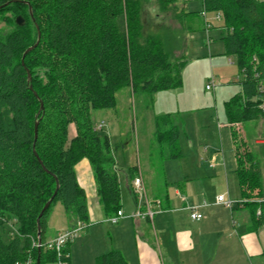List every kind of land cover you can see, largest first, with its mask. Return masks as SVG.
I'll list each match as a JSON object with an SVG mask.
<instances>
[{"label": "trees", "instance_id": "1", "mask_svg": "<svg viewBox=\"0 0 264 264\" xmlns=\"http://www.w3.org/2000/svg\"><path fill=\"white\" fill-rule=\"evenodd\" d=\"M176 1L159 0L163 6ZM1 5L10 30L0 33V264L28 258L35 264L38 255L39 264H53L55 251L43 246L53 204L58 200L79 221H88L76 163L84 158L90 163L104 215L121 209L110 142L94 127L91 111L113 108L122 87L151 100L157 91L179 88L185 60L174 68L164 40L144 36L137 0H0ZM202 5L206 13L221 15L224 54L235 58L242 76L241 92L223 103L227 123L233 128L264 117V0H202ZM35 24L40 39L22 64L24 52L37 40ZM70 124L75 128L71 138ZM155 125L159 145L172 150L170 157L180 156L178 130L168 115L156 117ZM236 132L232 129L238 185L244 201L254 206V225L264 226V214L257 217L255 209L264 182ZM55 178L59 187L39 218L42 246L36 247V220L56 189ZM95 264L127 262L120 251L111 250L96 257Z\"/></svg>", "mask_w": 264, "mask_h": 264}, {"label": "rangeland", "instance_id": "2", "mask_svg": "<svg viewBox=\"0 0 264 264\" xmlns=\"http://www.w3.org/2000/svg\"><path fill=\"white\" fill-rule=\"evenodd\" d=\"M137 2L144 36L153 34L164 40L171 52L169 62L174 68L184 60L185 63L179 88L157 91L152 101L148 94L122 87L115 94L113 108L91 111L94 127L99 134H106L110 142L119 180L121 210L125 215H131L139 208L142 193L133 189L134 177L141 179L148 200L155 201L156 197L172 195L176 189H186L188 184L198 186L201 183L203 190L199 195L205 200L200 203L210 202L211 198L215 201L216 196L226 195L223 161L227 171L232 172L229 186L237 191V176L233 172L235 158L230 150L232 141L223 102L241 92L242 77L235 58L224 54L222 20L216 13L207 12V25L200 16L202 0H189L186 10L191 14L177 1L168 6L161 5L159 0ZM5 15L7 13L0 14V33L10 30V26L2 21ZM207 85L209 89H205ZM261 85L264 90V81ZM164 114L178 130L175 147L181 153L178 157H170L172 150L166 144L159 145L155 137V118ZM100 122H103L102 127L97 126ZM74 130L70 124L69 138ZM261 159L263 162L264 146ZM209 164L216 168L210 170ZM180 199L185 198L180 194ZM65 211L57 200L47 220L56 226ZM100 224L113 225L109 222ZM86 226L91 223L87 221ZM53 228L50 226V233ZM7 233L6 229L4 239H7Z\"/></svg>", "mask_w": 264, "mask_h": 264}, {"label": "crops", "instance_id": "3", "mask_svg": "<svg viewBox=\"0 0 264 264\" xmlns=\"http://www.w3.org/2000/svg\"><path fill=\"white\" fill-rule=\"evenodd\" d=\"M177 3L186 10L190 2L177 0ZM228 63L231 64V61L228 60ZM239 76L242 77L240 73ZM261 89L264 91L262 85ZM244 123L231 128L226 120L232 141L230 150L234 156L232 129L237 133L238 127L243 137L239 140L246 144L264 182V161L261 159L264 144L259 143L264 137V117ZM80 162L75 164L74 170L77 182L85 192L88 222L91 226H86L68 246L69 264H95L96 257L111 250L120 251L127 264H264V226L254 225V206L244 201L238 177L237 191L230 188L228 179L232 172L227 171L224 161L225 197L233 199L231 208L216 203V197L215 201L211 198L210 202L206 200L202 205L200 202L205 199L199 193L203 190V184L193 186L192 183L182 191L176 189L172 195L156 197L155 201H159L162 210L155 212L151 219L125 217L121 219L123 222L120 220L113 225L100 224L107 221L103 207L98 202L92 169L87 159ZM208 168L213 171L216 167L209 164ZM235 168L236 162L234 174ZM179 193L185 198L183 201ZM262 194L256 200L264 198V185ZM188 205L198 206L203 214L202 219L192 220L186 208ZM259 206L257 204L255 209ZM52 221L55 223L54 217ZM77 221L67 211L56 226L47 220L46 241ZM50 226L54 227L51 233Z\"/></svg>", "mask_w": 264, "mask_h": 264}, {"label": "built area", "instance_id": "4", "mask_svg": "<svg viewBox=\"0 0 264 264\" xmlns=\"http://www.w3.org/2000/svg\"><path fill=\"white\" fill-rule=\"evenodd\" d=\"M201 16L204 18L206 17V12L202 11ZM217 18L221 19V15L217 14ZM206 24L208 22L205 20ZM206 88H209L206 86ZM260 109L264 111V104L260 105ZM103 122H100L97 126L102 127ZM259 143L264 144V138L259 140ZM133 189L136 192L142 193V199L139 202V208L136 212L132 213L131 215H125L121 209H119L114 215L106 217V221L111 224L118 223L121 219L128 217L132 219H151L156 210L161 211L159 201L148 200L145 191L143 188L142 181L139 177H134L133 179ZM261 205L256 209V216L259 217L264 214V198L261 199ZM216 203L222 204L227 208H231L233 202L226 198L225 195H218L216 196ZM189 211V216L192 220L199 221L202 219L203 214L198 210V206H186ZM87 222L77 221L73 226L57 233L53 238L45 241L43 246L46 249L53 250L56 253L57 261L55 264H69L68 263V246L72 243L79 234L83 231L86 227ZM33 245L36 247L42 246L41 242L39 243L38 240L33 242ZM65 255V256H64ZM16 264H32V259L28 258L25 261L17 262Z\"/></svg>", "mask_w": 264, "mask_h": 264}, {"label": "water", "instance_id": "5", "mask_svg": "<svg viewBox=\"0 0 264 264\" xmlns=\"http://www.w3.org/2000/svg\"><path fill=\"white\" fill-rule=\"evenodd\" d=\"M7 4H8V2L5 3V5H7ZM3 6H4V5H1L0 8H2ZM29 13H30V15L32 16V12H31V8H30V6H29ZM17 22L19 23V18H17ZM35 27H36V30H37V40H36V42L34 43V45H32V46H30L29 48H27L26 51L24 52V55H23V57H22V64H23V58H24L25 54H26L27 52H29L31 49H33V48L37 45V43H38V41H39V39H40V35H41V34H40V30H39V28H38V25L35 24ZM26 72H27V80H28V82H30V79H31L30 72H29L28 70H26ZM29 88L32 89L31 85H29ZM34 94L36 95L35 92H34ZM36 96H37V95H36ZM40 108L42 109V103H41V101H40ZM37 125H38V122H36V123H35V126H34V141H35L36 138H37ZM33 147H34V145H33ZM33 151H34V155L36 156L37 160L39 161V163H40V164L42 165V167L44 168V166H43L42 162L40 161V159L38 158V156H37L35 150H33ZM55 181H56V189H55V191H54L52 197H51V198L45 203V205H44L43 208L41 209V212H40V214H39V216H38V218H37V220H36V225H37V232H36V234H37V240H38L39 243H40V240H41V239H40L41 228H40L39 218H40V216L43 214V212L49 207L50 202H51L52 198L54 197V195H55V193H56V191H57V189H58V187H59V184H58L57 178H55ZM39 263H40V259H39V255H38V257L36 258V262H35V264H39Z\"/></svg>", "mask_w": 264, "mask_h": 264}]
</instances>
